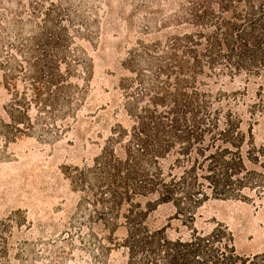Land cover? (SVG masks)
<instances>
[{
	"label": "trees",
	"instance_id": "1",
	"mask_svg": "<svg viewBox=\"0 0 264 264\" xmlns=\"http://www.w3.org/2000/svg\"><path fill=\"white\" fill-rule=\"evenodd\" d=\"M166 1L174 12L156 28L146 20L148 38L125 62L121 119L92 164L70 172L91 209L93 245L81 242L83 249L95 264L108 263L114 240L95 232L101 227L125 230V264H264V252H238L224 225L171 238L148 224L154 204H173L193 225L212 197L249 200L264 192V143L243 130L227 95L210 89L223 77L264 73V0ZM10 2L17 9L0 0L6 146L30 134L57 135L59 122L77 115L86 91L72 79L90 76L91 63L75 45L94 35L89 0Z\"/></svg>",
	"mask_w": 264,
	"mask_h": 264
},
{
	"label": "rangeland",
	"instance_id": "2",
	"mask_svg": "<svg viewBox=\"0 0 264 264\" xmlns=\"http://www.w3.org/2000/svg\"><path fill=\"white\" fill-rule=\"evenodd\" d=\"M7 1L6 6L17 9ZM89 1L94 4V11L88 12L94 35L75 45L91 63L90 76L80 72L72 79L86 91L77 115L59 122V133L53 129L57 135L30 134L9 146L0 141V264H95L81 243L88 248L93 245L91 209L73 185L70 172L92 164L121 119L125 62L139 41L148 38L146 20L156 28L175 7L166 0ZM210 89L227 95L243 130L252 133L256 144L264 143V73L223 77ZM9 99L0 88V112ZM32 115L36 122V112ZM177 211L170 203L154 204L150 228L164 229L171 238H188L193 228L211 232L224 225L238 252H264V192L251 194L249 200L212 197L198 208L193 225L185 223ZM95 232L114 240L107 264H125L127 251L121 246L125 230L109 234L99 227ZM68 239L72 247L65 243Z\"/></svg>",
	"mask_w": 264,
	"mask_h": 264
}]
</instances>
